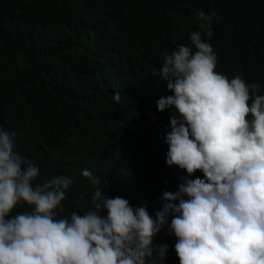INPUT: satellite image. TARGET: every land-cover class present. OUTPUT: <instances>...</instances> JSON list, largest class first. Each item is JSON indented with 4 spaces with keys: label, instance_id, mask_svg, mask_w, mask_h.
<instances>
[{
    "label": "trees",
    "instance_id": "16d2710c",
    "mask_svg": "<svg viewBox=\"0 0 264 264\" xmlns=\"http://www.w3.org/2000/svg\"><path fill=\"white\" fill-rule=\"evenodd\" d=\"M198 10L220 17L204 37L220 69L260 83L264 95V0H0V125L41 177L73 178L65 215L93 207L84 169L102 178L105 196L152 215L164 191L178 190L187 173L163 164L172 112L150 113L160 89L151 74L164 50L191 44ZM155 243L168 245L161 264H180L167 227Z\"/></svg>",
    "mask_w": 264,
    "mask_h": 264
},
{
    "label": "clouds",
    "instance_id": "9594fccd",
    "mask_svg": "<svg viewBox=\"0 0 264 264\" xmlns=\"http://www.w3.org/2000/svg\"><path fill=\"white\" fill-rule=\"evenodd\" d=\"M195 16L191 44L164 50L151 74L160 89L150 113L172 112L163 164L187 173L178 190L164 191L152 215L146 205L105 196L102 178L84 169L93 207L65 215L73 178L41 177L0 125V264H161L168 245L155 239L165 227L180 264H264V95L260 83L220 69L204 38L214 35L217 13ZM113 98L119 103L121 94ZM198 171L203 178L191 179ZM25 205L30 210L15 211Z\"/></svg>",
    "mask_w": 264,
    "mask_h": 264
},
{
    "label": "bare ground",
    "instance_id": "6f19581e",
    "mask_svg": "<svg viewBox=\"0 0 264 264\" xmlns=\"http://www.w3.org/2000/svg\"><path fill=\"white\" fill-rule=\"evenodd\" d=\"M179 10H180V8H179ZM177 18H178V17H177ZM173 20H174V19H173ZM178 20H179V19H178ZM184 21H185V20H184ZM170 22H171V20H170ZM167 23H168V22H167ZM175 23H176V22H175ZM170 25H171V24H170ZM170 25H169V26H170ZM119 83H120V81H119ZM100 90H102V89H100ZM100 90H99V92H100ZM105 92H106V90H105ZM105 92H104V93H105ZM101 93H102V92H101ZM101 93H100V94H101ZM102 95H103V94H102ZM102 97H103V96H102ZM139 111H140V110H139ZM145 113H146V112H145ZM145 113H144V114H145ZM119 116H120V114H119ZM132 118H133V117H132ZM130 119H131V118H129V120H130ZM122 121H123V119H122ZM122 121H121V122H122ZM131 121H132V120H131ZM143 121H144V119H143ZM147 121H148V120H147ZM147 121H146V122H147ZM151 121H152V120H151ZM144 122H145V121H144ZM126 123H127V122H126ZM131 123H132V122H131ZM153 123H154V121H153ZM154 124H155V123H154ZM154 124H153V125H154ZM165 124H166V123H165ZM149 125H150V124H149ZM149 125H148V126H149ZM167 125H168V124H167ZM150 127H151V126H150ZM153 128H154V127H153ZM151 129H152V128H151ZM158 129H159V128H158ZM152 130H153V129H152ZM83 160H84V159H83ZM82 162H83V161H82ZM133 167H134V166H133ZM135 169H136V168H135ZM135 169H134V170H135ZM129 174H130V173H129ZM128 176H129V175H128ZM86 183H87V182H86ZM86 183H84V184H86ZM88 183H89V182H88Z\"/></svg>",
    "mask_w": 264,
    "mask_h": 264
}]
</instances>
